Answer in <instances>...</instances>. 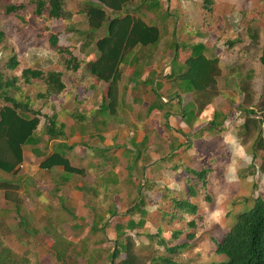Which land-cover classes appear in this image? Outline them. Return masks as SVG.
<instances>
[{
    "label": "rangeland",
    "instance_id": "1",
    "mask_svg": "<svg viewBox=\"0 0 264 264\" xmlns=\"http://www.w3.org/2000/svg\"><path fill=\"white\" fill-rule=\"evenodd\" d=\"M36 1L0 0V32L5 34L0 45V71L10 73L7 63L15 54L20 66L12 73L20 76L27 68L39 69L45 73L61 72L66 74L67 87L74 86L78 80L74 73L65 67V60L69 56L60 55L51 45L50 38L52 35H58L60 47L70 49L79 60L86 61V56L80 49L86 41L81 32L89 29L88 19L83 13L88 0H64L66 12L71 13L70 21L51 20L47 13L45 18L37 17ZM154 1H159L162 6L156 14L149 11L147 5L142 4L143 0H133L131 4V10L142 4V17L148 24L156 25L162 34L158 46L140 48L136 51L137 56L143 57L144 61H140V64L144 68V73H152L154 70L153 61L149 66L146 65V56L154 52L164 54L167 50L169 55L167 59H162L159 64L154 65L158 70H154V73H162L163 77L164 73L171 71V61L176 52L174 43L190 46L204 43L209 48L208 57L216 56L220 59L219 96L199 115L195 123L189 124L176 118L171 130L163 124L159 129L157 127L155 142L150 152L145 154L150 155V161L157 160V163L149 166L151 170L148 176V167L144 168L145 164L142 165L143 170L136 168L135 171L138 185H143V182L148 183L140 190L137 184L135 186L126 182L128 163L126 159H122L125 164L123 172L121 161H118L114 167H107V171H110L107 176H112L114 180L116 177L121 182L123 179V182L107 183L108 189L100 190L102 194H106L101 206L94 207L85 197L86 206L84 207L82 202V206L77 207L74 199L76 197L72 194L76 181L71 183L69 188L66 186L62 189L63 196L66 197L64 204L67 209H77H73L76 212L71 213L64 209L62 200L49 194L54 189V185L51 181L44 180V176L40 177L43 173L38 172L34 173V177L29 176V188L24 198L26 200L23 208L24 217L19 218L14 211L0 216V242H5L6 247L13 249L17 256L16 262L109 264V256L114 249L115 241L119 239L117 226H126L128 223L127 218L114 216L112 213L116 210L124 213L140 201L138 200L140 195L146 203L145 209L149 211L148 223L135 232L127 231L136 242L137 253H150V240L146 234L155 235L162 227L165 231L164 238L170 241L177 231H191L189 223L194 221L196 239L191 242L192 250L177 257V263L225 262L226 258L216 253L217 241L224 238L240 214L248 212L255 206L257 198L264 199L262 168L264 150H259L256 146L259 136L264 139V114L259 107L260 99L264 98V65L261 61L264 56V0H214L210 12L204 8L203 0H148V3ZM8 5L22 6L24 10L14 15H7ZM103 36L104 33H100L97 39ZM96 50L94 44L88 50L93 59L98 57ZM184 50L187 54L182 52L179 56L177 61L179 65L190 53L189 48ZM122 71L126 74L133 73L134 68L125 64ZM78 73L88 72L82 69ZM148 76L144 75L142 79H147ZM150 76L153 77L152 74ZM85 80V86L91 82L97 86L98 82L92 81L88 76ZM142 84L138 85L137 92L129 96L128 102L125 97V108H132L128 111L123 109L124 114L119 118L125 123L124 126H120L122 128L128 129L132 126L136 116L142 121L155 99L153 92L149 88V90L144 89ZM37 85L39 84L24 88L23 97L25 101L26 96L32 99L36 110L49 113L50 111H45L43 107L51 104L57 109L62 105L66 109H74L73 97L64 94L61 97L52 96L51 99H44L40 96V87ZM85 86L79 85L77 97L84 103L81 108L88 111L92 106L96 107L95 103H99L100 100L95 97L90 98L91 93ZM107 86L104 84V87ZM243 87L250 91V97L245 96ZM183 99L186 105L193 100L196 101L195 96L192 95L184 96ZM3 105L4 102L0 100V109ZM252 110L254 113H251ZM119 112L121 113V110ZM215 112L226 117L224 125L217 130L212 129L210 125ZM247 121L248 126L245 127ZM110 122V126L118 127L117 120L111 118ZM157 124L159 125V122ZM132 128L136 127L132 126ZM146 129L149 128L146 126L141 128V130ZM159 133L167 134V148L160 142ZM181 140L185 151L176 154L175 160H166L164 155L167 154L168 157L173 147H177ZM191 141V148H188ZM152 153L154 157H151ZM38 162L36 160L34 163V169L38 167ZM20 168L23 174L26 173L25 166ZM193 169L196 172L208 171L206 180L194 178L195 176L189 172ZM145 170L146 173L143 174ZM91 176L89 173L84 183L92 182ZM20 177L24 180L22 176ZM5 178L12 180L11 175H6ZM0 180L5 181L1 177ZM190 182L195 185L197 198L190 194ZM81 183L83 184L82 181ZM97 185L99 186L98 182ZM164 189H167V195L171 191L174 194L168 195L167 203L159 206ZM171 197L188 200L198 205V214L192 216L177 211ZM35 198H40L41 201L36 203ZM113 204L115 205L112 206ZM0 206L1 209L12 208L11 205ZM160 210L166 211L169 215L167 221L162 222ZM84 212L86 217L81 216ZM75 213L78 215L75 216ZM99 213L103 214L98 215ZM105 213L107 215H104ZM173 214L176 219L169 223V217ZM96 218H102V221ZM135 219L139 220V216H135ZM19 220L23 221L25 227L19 223ZM95 223L101 228L93 232ZM184 241V238H180L170 244H182L185 243ZM154 245V250L163 253L158 243ZM60 253H63L62 258H58ZM122 257L124 258L125 255Z\"/></svg>",
    "mask_w": 264,
    "mask_h": 264
},
{
    "label": "trees",
    "instance_id": "2",
    "mask_svg": "<svg viewBox=\"0 0 264 264\" xmlns=\"http://www.w3.org/2000/svg\"><path fill=\"white\" fill-rule=\"evenodd\" d=\"M12 2L16 0H4ZM204 8L212 11L214 0H203ZM133 0H88L85 4L83 12L87 19L89 29L81 32L85 36V43L81 46V52L86 56V61H81L75 56L70 49L60 47L58 35H52L50 38L51 45L56 48L60 55H68L65 60V67L68 71L78 73L85 69L97 80L109 84L107 95L105 96L103 112L110 110L116 112L119 84L123 77V66L130 64L135 70L133 72L134 80H138L144 73V68L139 64L140 58L130 60V57L140 48L150 46H158L162 39L161 30L156 25L148 24L142 17L143 3L147 5L148 10L157 13L161 4L158 1L148 3L143 0L142 4L131 10ZM148 3V4H147ZM157 8V10H155ZM24 10V7H16L8 5L6 9L7 15L17 14ZM48 18L53 20H71V13L65 10L64 0H37L35 2V14L39 18ZM104 33V36L97 39V35ZM5 34L0 32V45L4 40ZM95 45L98 57L91 58L88 50ZM175 57L171 61V73L176 79L174 80L180 87V92L185 94H193L196 103H192L190 107L198 104V113H202L213 101L219 96L218 78L221 74L220 59L216 56L208 57L209 48L204 43L194 45L176 44ZM190 49L187 59L181 65L178 64V58L182 49ZM264 65V56L261 59ZM134 62V63H133ZM151 63L147 62L149 66ZM20 66V62L15 54L12 55L7 63L10 73L0 71V100L5 103L0 110V171L8 174H16L19 167L24 161V147L29 145H37L40 142L38 138V130L41 124L42 114L40 110H36L33 100L24 97V88L34 86L40 87V96L50 99L49 97L56 95L62 96L67 90L65 84L66 74L61 72L45 73L39 69H24L20 76L16 71ZM154 73V72H153ZM150 88L158 97L162 106L164 105L162 96L159 94L161 86L154 85L150 80ZM45 89V91H44ZM245 96L250 97V91L243 87ZM181 98V95H178ZM109 103V104H108ZM261 105V106H260ZM262 113L264 114V98L260 99ZM161 108V106L153 105L150 110ZM254 110L251 111V113ZM187 114V113H186ZM170 112L165 114V119H169ZM221 117V119H220ZM58 117L50 118L45 132L51 139L63 136L64 132L57 121ZM226 117L216 112L214 119L210 123L211 128L217 130L224 125ZM248 126V121L244 125ZM169 129V125L167 124ZM259 150H264V139L261 136L256 141ZM64 167L68 174L84 175V171L72 167L69 161L59 153L49 155L41 164V168L51 170L55 167ZM264 173V165L262 166ZM197 180H206L208 171H198L194 169L189 171ZM69 182L66 177L63 183ZM190 194L197 198L198 192L195 185L190 182ZM172 196L169 192L168 195ZM167 192L165 198L168 197ZM8 196V195H7ZM9 197V196H8ZM174 208L177 211L185 212L196 216L199 212L198 205L188 200L172 198ZM210 200V197L208 198ZM167 203V199L164 204ZM17 212H20L19 206H16ZM136 209L141 210L140 206ZM143 219L145 212L141 211ZM117 216V211L112 213ZM169 216V215H168ZM176 219L175 215L169 217V223ZM167 221V212L163 211V222ZM23 224V223H22ZM145 220L135 222L130 220L127 226H117V241H115L114 249L109 256V264H178L176 258L192 250L191 242L196 239L194 221L189 223L191 231H177L173 234V238L169 241L164 238L165 231L159 228L157 234L147 237L150 240V253L139 254L136 252V242L126 230L135 231L143 228ZM98 226V225H97ZM96 230V228H95ZM184 238L185 243L170 244L174 240ZM154 243H158L162 247L163 253L154 250ZM5 251V250H4ZM8 253V251H7ZM64 253V252H63ZM58 254V258H62ZM216 253L226 258L225 262L215 264H264V199L261 197L256 199L255 206L248 212L240 214L235 224L222 238L216 243ZM125 258H122V255ZM11 254L0 255V264H20L12 259ZM14 260V261H13Z\"/></svg>",
    "mask_w": 264,
    "mask_h": 264
},
{
    "label": "crops",
    "instance_id": "3",
    "mask_svg": "<svg viewBox=\"0 0 264 264\" xmlns=\"http://www.w3.org/2000/svg\"><path fill=\"white\" fill-rule=\"evenodd\" d=\"M153 13L156 14L155 12ZM182 52H185L187 54V51L182 49L180 52V55H182ZM136 56H137L136 52L133 53L132 56L130 57V60L133 59L134 61V58H136ZM168 56L169 55H167V50L166 52H164V54L163 53L158 54L154 52V54H150L145 57L147 59V61L145 62H148V61L151 63L154 62L152 67L154 70H157L155 69L157 67L154 68V65L159 64L162 59L164 60L167 59ZM139 58L141 62L144 61L143 57H139ZM134 70H135V67H134ZM154 70L152 71V73H143V75L140 76L138 80H134L133 73H127V74L123 73L122 80L119 84L116 112H111L110 110L103 112V109H102V106L104 105L105 96L107 95V92L109 89V84L102 82V81H98L95 77H93L89 73H75L74 75L76 76V79L78 80L77 83L74 86L67 87V90H66L67 92L65 91L62 94V95L68 94L69 96L73 97L74 109L73 110L66 109L64 105H62L61 107L57 109L52 104L47 105L46 107H43L45 111H50V112L43 113L41 111L42 119H41V124L38 130V138H40V142L34 146L29 145V146L24 147V151H23L24 161L22 165L27 168L26 173L23 174L20 167H19V172L16 174H8L5 172H0V177L3 180H5V181L0 180V205L5 204V205L12 206L11 209H8V208L1 209L0 208V216L14 211L17 215H19V218L20 216L24 217L23 208L25 205L24 203L26 201L24 198H26L27 190L29 188L28 177L29 176L34 177V173H38V172H40L41 174L43 173L40 177L44 176L43 178L44 180H49L53 183L54 185L53 188L55 189V191L54 189H52L51 192H49V194L53 197H57L58 199L62 200L63 201L62 206H64V209L71 213L76 212V211H73V209L75 210L77 209L69 208V207H68L69 209H67L66 205L64 204L66 197L63 196L62 189L66 186L67 188H69L71 186V183L73 184V182L75 181H76V184L74 185L75 190L72 191V194L74 195V197H76L74 199H76L77 207L79 206L81 207L82 202H84V207L86 206L85 197L87 201L89 200L90 202H92V205L96 207V206H101L102 200L105 199L106 194H102L100 190L102 191V190L108 189L107 183L114 182L115 184L118 182L119 184L123 182V179L121 182L117 180L116 177L114 180L112 176L110 175L107 176V173L110 172V171H107L108 166L114 167L118 161H121L122 159L124 160L126 159L128 165H127L125 180L127 183L134 184L135 186L137 184L136 180L138 179V177L136 178V174H135L136 168L137 169L141 168L143 170L142 165L145 164L144 168L148 167L147 169V176H148L151 170L149 166L156 164L157 160L152 162L150 161V157H149L150 155H145V154L150 152V149L152 148L155 142L157 127L159 129L160 125L163 124L167 128V124H168L170 127L169 130H171L174 127L173 121H175L176 118L177 119L179 118L180 121L183 120L184 122H187L189 124H191L192 122L195 123L198 120L199 115L201 114V113H198V109H197L198 104L195 107H190L192 103H196L195 100L191 101L190 103H187V105L184 103V99H183L184 96H187V95L195 96V95L181 93L180 87L174 81L176 77L173 76L171 71L170 73H164L162 77L161 76L162 73H158V72L153 73ZM151 74L153 75L152 78L150 76ZM144 75H149V76L147 77V79H142ZM87 76L89 79H92V81H97L98 82L97 86H94L92 82L88 84V86H85V83H86L85 79ZM150 80H153L154 85H156L155 87L159 85L161 86V89L159 90V94L162 96V100L164 103L163 106L161 102L159 101L158 97L154 94V92L150 88V82H149ZM104 84L108 86L104 87ZM139 84H142V86H144V89H147V90L150 89L153 92L155 99L153 102H151L148 112H147V116L142 121L138 120V116L135 117L134 123L132 124V126L136 127L135 129L132 128V126L130 127L128 126L129 127L128 129L122 128L120 126L125 125V123L121 119H119V118H122V115L124 114L122 113V111L123 109L128 111V109L132 108V107L125 108L124 106L125 97H127V102H128L129 96L138 91L137 87ZM79 85L85 86L88 88V92L91 93V96H92V97L90 96V98L95 97L97 100H100L99 103H95L96 107L92 106L90 109H88V111L81 108V106L84 103L78 100V97H77V90H79ZM178 95H181L180 96L181 98H179ZM53 97H56V95H53ZM57 97H61V96H57ZM51 98L52 96L50 97V99ZM157 104L161 106L162 109L156 108L154 110H150V108L153 105H157ZM4 105L1 107L3 108ZM119 110H121V113L119 112ZM167 112L171 113V116L169 117L168 120L165 119V114ZM215 114L216 112L214 113L213 119L215 117ZM54 116L58 117L57 121L59 122V126L63 130L64 135L61 137H57L55 139H51L50 136H48L44 132H45L46 126H48L50 122V118ZM111 118L117 120L118 127L110 126ZM157 122H159V125L157 124ZM142 126L143 127L146 126L149 129L141 130ZM136 129H140V130H136ZM148 130H151L152 132H149ZM159 136L161 137L160 142L163 144L165 148H167V134L159 133ZM179 142L180 144L177 147H173L172 153L168 155V157H167V154L164 155L165 156L164 158L166 160L167 159L175 160L177 158L176 154H179L185 151V149H183L182 147L183 141L181 140ZM189 143L190 145L188 148H191L192 141ZM54 153L62 154L69 161L72 167L76 169H81L82 171H84V175L81 176L77 174H68L65 171L64 167H61V166L55 167L51 170L41 168V164L46 160V158L49 155L54 154ZM151 157H154V153L151 154ZM36 160L39 161L37 164L38 167L34 169L35 167L34 163H36ZM121 167H122V172H123L125 168V164L122 161H121ZM89 173L92 175L91 176L92 182L89 181V184H86L84 182L85 180L88 179ZM144 173H146V170L143 172V174ZM6 175H11L12 180H9V179L6 180L7 179L5 178ZM20 176H22L24 180H22ZM66 177H68L69 182L65 184L63 183V181ZM79 178L81 179L83 184L81 183ZM21 180L22 182H20ZM97 182L99 186L97 185ZM90 183L92 184L90 185ZM146 184L148 183L143 182V185L137 184V188L140 190L141 187H145ZM65 190H68V189H65ZM164 190L165 191L162 194L161 204H164L166 199L168 200V198H165L164 196L166 195L167 189H164ZM147 191H150V190H147ZM172 194H174V192H172ZM141 196L142 195H140V197L138 198V200L140 199V201L136 202L133 206L130 207V209H128L124 213H121L117 210L116 211L118 213L117 216L127 218V222H129L130 220H134L135 222L138 223L142 220H145V225H144L145 227L146 224L148 223L147 217H148L149 211L145 209L146 203L142 199ZM172 198L173 197H171V199ZM34 200L36 203L41 201L40 198L39 199L35 198ZM161 204L159 206H161ZM17 205L19 206L20 212L16 211ZM114 205L115 204H113L112 206ZM138 206H140L141 210L136 209V207ZM94 207H92L91 209L93 210ZM141 211L145 212L144 219H143V215ZM160 213L162 215V222H163L162 210H160ZM102 214L103 213H99L98 215H102ZM77 215L78 214L75 213V216ZM104 215H107V213H105ZM81 216L86 217V213L84 212L83 214H81ZM135 216H139V220L135 219ZM96 220L102 221V218H96ZM19 223L22 226H24V224H22L23 221L19 220ZM97 225L98 223L94 224V227L92 229L93 232L98 231L99 228H101V226L99 225L97 226ZM138 229H142V228H138ZM138 229H136L135 231H137ZM127 231L128 230H126V232ZM149 234L153 235L152 233H149ZM5 239H6V236H5ZM0 243H1L0 244L1 245L0 255L3 252L4 254L6 253L7 255L11 254L13 256V259L17 261L16 259L17 256L15 255L13 249L6 247L5 242H0ZM20 264L22 263L20 262Z\"/></svg>",
    "mask_w": 264,
    "mask_h": 264
},
{
    "label": "built area",
    "instance_id": "4",
    "mask_svg": "<svg viewBox=\"0 0 264 264\" xmlns=\"http://www.w3.org/2000/svg\"><path fill=\"white\" fill-rule=\"evenodd\" d=\"M20 167H23V165H21Z\"/></svg>",
    "mask_w": 264,
    "mask_h": 264
}]
</instances>
